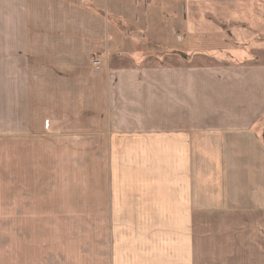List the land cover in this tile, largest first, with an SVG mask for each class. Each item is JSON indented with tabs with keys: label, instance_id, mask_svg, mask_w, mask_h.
<instances>
[{
	"label": "crops",
	"instance_id": "0c3cea01",
	"mask_svg": "<svg viewBox=\"0 0 264 264\" xmlns=\"http://www.w3.org/2000/svg\"><path fill=\"white\" fill-rule=\"evenodd\" d=\"M258 17L0 0V264H264Z\"/></svg>",
	"mask_w": 264,
	"mask_h": 264
},
{
	"label": "rangeland",
	"instance_id": "374dc122",
	"mask_svg": "<svg viewBox=\"0 0 264 264\" xmlns=\"http://www.w3.org/2000/svg\"><path fill=\"white\" fill-rule=\"evenodd\" d=\"M260 2H261L262 11H264V0H260ZM245 29L248 30L247 32L244 33V35H245L244 44H245L246 54H249L248 55L249 59H252V56L250 55L252 47H255V46L261 47L263 53L261 52V53H259L260 55L258 56V54H257V56L259 57V60L261 62L262 61L264 62V20L261 17L260 18L258 17L257 19L254 20V22H251V24L246 25ZM230 36H231V33H228L227 37L230 38ZM258 50H260V49L258 48ZM256 51H257V49H256ZM238 54H240V55L234 56L233 59H236V60L245 59V52L244 53L240 52ZM243 54H244V56H242ZM256 132L260 136L261 141L264 145V118L261 119L259 121V123H257ZM216 235L220 236L221 234H216ZM221 242H223V240H218V241H216V243H215V241H213V248L211 250L213 252V254L214 253L217 254V252H218V254L220 255V251L218 249V246ZM225 249H222L223 253H225ZM211 259H212V264H219L220 256L214 254L211 256Z\"/></svg>",
	"mask_w": 264,
	"mask_h": 264
},
{
	"label": "built area",
	"instance_id": "2783aa9c",
	"mask_svg": "<svg viewBox=\"0 0 264 264\" xmlns=\"http://www.w3.org/2000/svg\"><path fill=\"white\" fill-rule=\"evenodd\" d=\"M93 64L95 65V67L97 68L99 66V61L98 60H95L93 61Z\"/></svg>",
	"mask_w": 264,
	"mask_h": 264
}]
</instances>
